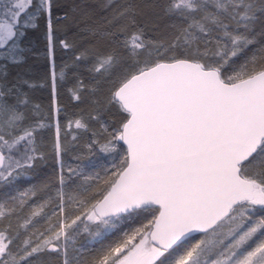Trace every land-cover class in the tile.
Returning <instances> with one entry per match:
<instances>
[{"label":"snow or ice","instance_id":"obj_1","mask_svg":"<svg viewBox=\"0 0 264 264\" xmlns=\"http://www.w3.org/2000/svg\"><path fill=\"white\" fill-rule=\"evenodd\" d=\"M0 264H264V0H0Z\"/></svg>","mask_w":264,"mask_h":264}]
</instances>
